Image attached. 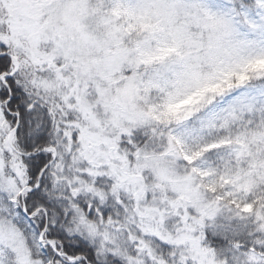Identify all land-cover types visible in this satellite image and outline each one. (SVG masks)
Listing matches in <instances>:
<instances>
[{"label": "snow or ice", "instance_id": "snow-or-ice-1", "mask_svg": "<svg viewBox=\"0 0 264 264\" xmlns=\"http://www.w3.org/2000/svg\"><path fill=\"white\" fill-rule=\"evenodd\" d=\"M0 264H264V0H0Z\"/></svg>", "mask_w": 264, "mask_h": 264}]
</instances>
